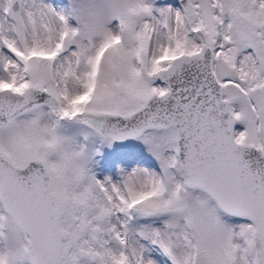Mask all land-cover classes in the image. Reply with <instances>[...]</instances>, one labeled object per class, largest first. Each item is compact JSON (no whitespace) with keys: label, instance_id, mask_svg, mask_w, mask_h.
I'll return each mask as SVG.
<instances>
[{"label":"snow or ice","instance_id":"6c2138e0","mask_svg":"<svg viewBox=\"0 0 264 264\" xmlns=\"http://www.w3.org/2000/svg\"><path fill=\"white\" fill-rule=\"evenodd\" d=\"M0 264H264V0H0Z\"/></svg>","mask_w":264,"mask_h":264}]
</instances>
